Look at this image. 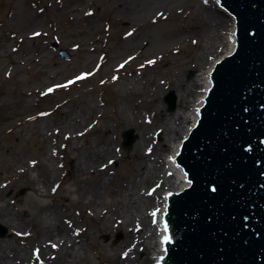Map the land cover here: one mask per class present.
<instances>
[{
  "label": "rangeland",
  "instance_id": "1",
  "mask_svg": "<svg viewBox=\"0 0 264 264\" xmlns=\"http://www.w3.org/2000/svg\"><path fill=\"white\" fill-rule=\"evenodd\" d=\"M117 1L0 0V21L5 18L6 11L10 13V8L13 13V16L10 14L12 20L0 25V208L7 203L13 211L26 208L31 213L37 205L43 208L57 202L62 216L72 218L74 226L81 229L87 238L81 239L87 250L86 259L78 264H107L106 255L117 254L124 246L110 249L125 235L124 229L119 227L123 226V221L119 225L113 222L110 209L114 212L118 205L111 195L120 185L130 186L131 181V195L135 191L140 194V190L147 189L153 183L150 180L136 183L139 177L134 171L128 175L136 162L133 146L139 131L143 130L140 126L145 125V133L153 141L158 140L156 148L161 150V159L166 160L172 145H168L166 139L176 140L179 134L173 133L174 127L167 132L157 120L181 111L175 79L189 84L193 75L199 72L193 63L200 53L198 44L201 37L182 26V15L185 12L191 14L186 19L196 24L198 18L203 16V5L192 0H153L150 9L139 14L132 10V6L136 2L138 6H143L137 10H143L149 0H134L127 8H120ZM212 16L217 22L212 21L210 27H205L203 40H207L208 35L220 33V30L223 35L230 26L229 16L215 11ZM130 28L134 34L122 39V33ZM33 31L39 34L28 38L27 33ZM53 41H58L59 47L69 52L68 59L58 55V47L51 45ZM78 72H89L90 76L73 81L71 77ZM133 77L137 80L135 86L129 83ZM157 84L160 86L157 101L161 103L162 110L143 109L142 106L151 107V99L155 102L154 89ZM142 86L149 92L143 93ZM195 88L197 90L198 86ZM171 91L176 96V110L168 111L164 96ZM122 97L128 100L130 114H134L139 123L121 122L119 101ZM92 103L96 107L87 109L92 123L85 134L71 136L69 132L74 131L69 128L65 132L69 136L53 134L51 128L57 127L56 121L60 115L64 118L77 107H87ZM192 103L193 99L190 98L188 104ZM143 113L147 116L145 121ZM175 121L178 119L175 118ZM103 124L108 128L101 135ZM128 129H132L134 135L130 148L123 146L122 137ZM106 135L113 140L116 158L100 169L85 170L77 175L74 161L78 150L88 145L89 140ZM54 145L57 150L55 162L57 160L61 166L59 178L48 190L49 187L37 176L42 167L35 161H42L46 153L51 154ZM144 146L142 143L141 150H144ZM148 150L151 149H145L147 161L155 164L157 156ZM26 168L31 169L36 182L30 181L29 177L15 175V184L9 182L14 179L9 175H22ZM162 170L171 179L166 165ZM105 174L111 176L112 181L101 193L103 200L98 201L97 210L110 215L109 230L100 232L95 227L100 225L103 218H98L97 213L93 212L87 196H82L79 188L89 189ZM27 183L34 184L39 189L38 193L35 194ZM159 202L160 197H156L145 206L148 223L153 224L150 218L153 212L157 213ZM19 217L26 215L21 212ZM0 223L8 230L0 237L4 243L18 245L32 242L36 240L35 234L39 233V226H32L26 218L21 226L9 227L1 220ZM145 256L144 252L136 263L140 264ZM51 264L66 263L57 260Z\"/></svg>",
  "mask_w": 264,
  "mask_h": 264
},
{
  "label": "water",
  "instance_id": "2",
  "mask_svg": "<svg viewBox=\"0 0 264 264\" xmlns=\"http://www.w3.org/2000/svg\"><path fill=\"white\" fill-rule=\"evenodd\" d=\"M215 1L234 13L236 47L209 72L213 86L176 155L191 186L164 213L175 238L165 264H264V0ZM165 101L175 109L173 92ZM122 137L130 148L133 130Z\"/></svg>",
  "mask_w": 264,
  "mask_h": 264
},
{
  "label": "bare ground",
  "instance_id": "3",
  "mask_svg": "<svg viewBox=\"0 0 264 264\" xmlns=\"http://www.w3.org/2000/svg\"><path fill=\"white\" fill-rule=\"evenodd\" d=\"M192 1H195L196 4H199L200 6L203 5V16L201 19L198 18V22L195 24L194 21L190 22L189 19H186V17L189 18L191 14L185 12L182 15V26H186L184 28L187 29V31H195L199 35V38L201 37L198 44V50L200 53L197 55L195 62L193 63L194 67H197L199 72L193 75L189 84H186L182 79H175L174 84L178 92L177 100L181 102V111L170 113V116H162L161 119L157 120V122L162 125L160 127H165L167 132H170L171 128L174 127L173 133H177L179 136L176 140L173 138L166 139L168 145H172H170V152L167 154V159L163 161V159H161V150L156 148L158 140L157 142L156 140L153 141L151 139L152 137L150 138V136L145 133V129L147 127L145 125L140 126L143 130L139 131L137 140L133 146V156H135L136 162L133 163L128 175H131L132 171H134L139 177L136 183H138V181L140 182V180H150V182L153 183L147 189L140 190V194L135 191V194L132 193L131 195L130 190H133V183L131 181L129 184L130 186L122 187L123 185H120L113 195H111L114 198L113 200L117 202L118 205V208L115 209L114 212L110 209L111 214H113V222L119 225L123 221L121 224L123 226L119 227L124 229L125 235L120 242H118L115 246H112L113 248H110L116 250L124 244L117 254L114 253L106 255V258L108 259L107 264H137V260L144 252L146 256L140 264H156V262H158V257L164 254L165 245L168 243L164 242L163 244L162 242V237L165 235L162 222L167 225V235L170 237V243L175 242V238L173 237L172 232H170V222L168 218L162 217V214L164 216L166 209L165 211L163 210L168 202V197L172 194L171 192L179 191L185 188L188 184L187 178L175 162L176 155L183 152V145L180 146L182 141L181 137L184 133H187L190 130L192 124L197 119V107L200 106L202 98L211 86L212 81L209 72H211L212 67H215L218 61H220L236 47L234 13L229 8L215 0ZM117 2L120 8H127L134 2V0H118ZM152 2L153 0L147 1L146 6L148 9H146V7L143 10H137L138 7L141 9L143 6H138L135 2L132 6L134 7L132 10L137 11L139 14H143L145 11L150 9L149 7ZM11 10L12 8H10V12ZM213 11L229 16L231 19L230 26L223 35L220 30V33L216 32L212 36L208 35L207 40H203L202 32L205 31V27H210V25L213 24L212 21H216L212 18ZM11 13L6 11L5 18L1 19L0 25H5L7 22L12 20L13 13L12 16L10 15ZM29 33L30 32L27 34ZM132 34H134V30L130 28L124 31L121 37L122 39H126ZM132 80L130 79L129 83L131 86H135L137 80L135 78ZM158 85L159 84H157L154 89L155 102L153 103V99L149 101L150 106L153 108L149 106H142L143 109H153L156 110V112L162 110L161 103L157 101V98L160 95V91L158 92V90H160V86ZM196 85L198 86L197 90L196 88L194 89ZM125 90L126 89L123 87V91ZM135 90L138 91L139 89ZM141 91H143V93L149 92L144 89L143 86ZM195 95L196 98L194 99L193 97ZM190 98L193 99L192 104H188ZM91 107H96V105L92 103L87 104V107L85 105L77 107L73 113L68 116H64V118L60 115L59 119H56L57 127L51 128L53 129V134H59L60 136L76 135L78 137L81 134H85L89 124L92 123V120H90L91 115L87 112V109H90ZM119 107L121 122H125L126 124L139 123L136 116L134 114H130V106L126 98H121L119 101ZM142 117H144L145 121L147 119L146 113H143ZM175 118H177L178 121H175ZM172 123H178V125L173 126ZM68 128L74 132H69V135H67L65 132ZM107 128L108 126L103 124V131L101 132V135H104V133L107 132ZM49 132L50 128L48 133ZM160 139H163V137H160ZM112 143L113 140H111L107 135L103 138L98 137L93 141L89 140V144L84 146L82 149H79L76 154L74 172L77 175H81L85 170L100 169V167L114 160L117 156V152L115 153V148L112 146ZM142 143L145 144L144 150H141ZM146 148L151 149L148 151L152 154L155 153L154 155L157 156L155 164L147 161V156L145 154ZM56 152V145H54L51 154L46 153L43 156L42 161H35L38 166L42 167L41 170L37 166L39 169L37 176L39 179H42L44 185L49 187L48 190L53 188L54 181L59 178V166L61 165L60 163L58 165L57 160L55 162ZM164 163H166L170 173L172 174L171 179L167 176V172H163L162 170V167L165 166ZM30 170L31 169L26 168L22 175L11 174L9 177H13L14 175L15 177H29L30 181L36 182V179L31 175ZM143 173L146 174L143 176ZM15 177L9 181L11 184H15V182H13ZM111 181L112 177L105 174L99 178L97 182L95 181L89 189L79 188L82 196H87L88 204L91 205L93 212L97 213L98 218H103L100 225L98 224V226L95 227L96 230L99 228L100 232H107L109 230L110 215L102 214L101 210L98 211L97 203L99 200H103V195L101 196V193L106 190ZM169 183L171 186H169V191L165 196L162 189L165 188L166 185L168 186ZM28 185L35 194L38 193L39 189L36 188L34 184ZM125 186H127V184ZM1 192L2 188H0V194ZM156 197H160V207L158 219L155 226H153L151 222L148 223L147 221L145 206L155 200ZM56 204L57 202L47 204L43 208L37 205L36 209L31 213H29L26 208H21L19 212L13 211L7 203L0 208V210L2 209L0 220L6 223L9 227L21 226V223L25 220V218L30 221L32 226L34 224L39 226V233L35 234V241L19 243L18 245L12 242L8 244L0 241V264H47L48 262L56 263L57 260L66 264H78L79 262L85 261L87 250L85 244L81 242V239L85 238L84 240H86L87 238L81 229L74 226L72 218L69 216H62L60 208H58ZM21 212L23 215H26V217L20 218L19 213ZM61 220H63L64 223ZM16 233L17 232L14 234Z\"/></svg>",
  "mask_w": 264,
  "mask_h": 264
},
{
  "label": "snow or ice",
  "instance_id": "4",
  "mask_svg": "<svg viewBox=\"0 0 264 264\" xmlns=\"http://www.w3.org/2000/svg\"><path fill=\"white\" fill-rule=\"evenodd\" d=\"M33 35H38V33H34ZM81 77H78L77 79H79ZM115 79V77H114ZM69 83H72V81H69ZM49 91H52V89H49ZM111 163V161L109 162ZM155 212H153V216H155ZM170 240V237L167 235V225H165V235L162 237V242H168Z\"/></svg>",
  "mask_w": 264,
  "mask_h": 264
}]
</instances>
